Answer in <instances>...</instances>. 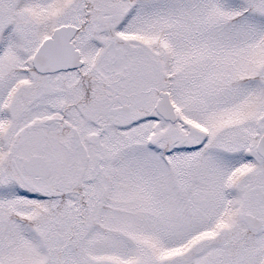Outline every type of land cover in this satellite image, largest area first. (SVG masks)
Wrapping results in <instances>:
<instances>
[{
	"label": "snow or ice",
	"instance_id": "6c2138e0",
	"mask_svg": "<svg viewBox=\"0 0 264 264\" xmlns=\"http://www.w3.org/2000/svg\"><path fill=\"white\" fill-rule=\"evenodd\" d=\"M0 264H264V0H0Z\"/></svg>",
	"mask_w": 264,
	"mask_h": 264
}]
</instances>
